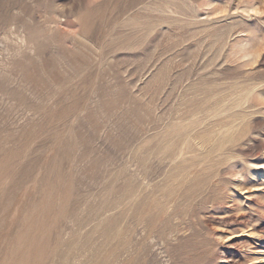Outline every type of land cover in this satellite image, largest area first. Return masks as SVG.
<instances>
[{"label": "rangeland", "instance_id": "1", "mask_svg": "<svg viewBox=\"0 0 264 264\" xmlns=\"http://www.w3.org/2000/svg\"><path fill=\"white\" fill-rule=\"evenodd\" d=\"M264 0H0V264H256Z\"/></svg>", "mask_w": 264, "mask_h": 264}, {"label": "bare ground", "instance_id": "2", "mask_svg": "<svg viewBox=\"0 0 264 264\" xmlns=\"http://www.w3.org/2000/svg\"><path fill=\"white\" fill-rule=\"evenodd\" d=\"M257 243L259 245V249L257 250V253L259 256L257 257L256 264H264V238L259 236L257 238Z\"/></svg>", "mask_w": 264, "mask_h": 264}]
</instances>
